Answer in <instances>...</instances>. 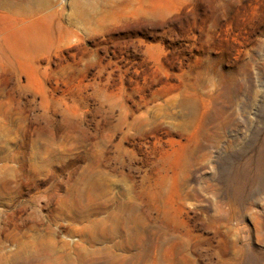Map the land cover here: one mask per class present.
I'll return each instance as SVG.
<instances>
[{"label": "rangeland", "instance_id": "rangeland-1", "mask_svg": "<svg viewBox=\"0 0 264 264\" xmlns=\"http://www.w3.org/2000/svg\"><path fill=\"white\" fill-rule=\"evenodd\" d=\"M25 263L264 264V0H0Z\"/></svg>", "mask_w": 264, "mask_h": 264}, {"label": "bare ground", "instance_id": "bare-ground-1", "mask_svg": "<svg viewBox=\"0 0 264 264\" xmlns=\"http://www.w3.org/2000/svg\"><path fill=\"white\" fill-rule=\"evenodd\" d=\"M37 241V240H36ZM42 246V245H41ZM49 247V246H48ZM31 248V247H30ZM34 248V247H33ZM50 248V247H49ZM45 249V248H44ZM28 253V252H27ZM36 253V252H35ZM42 253V252H41ZM54 254V253H53ZM37 256V255H36ZM59 259V258H58ZM22 262V261H21ZM54 262V261H52ZM29 263V262H28ZM39 263V262H38ZM26 264V263H25ZM54 264V263H53ZM93 264V263H92Z\"/></svg>", "mask_w": 264, "mask_h": 264}]
</instances>
